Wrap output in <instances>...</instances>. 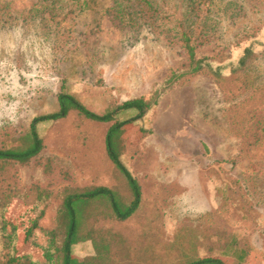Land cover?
Masks as SVG:
<instances>
[{"label":"rangeland","instance_id":"obj_1","mask_svg":"<svg viewBox=\"0 0 264 264\" xmlns=\"http://www.w3.org/2000/svg\"><path fill=\"white\" fill-rule=\"evenodd\" d=\"M10 1L25 6L29 0L0 4ZM166 1L167 9L186 13L187 0ZM99 4L93 13L76 17L72 30L55 44L38 24L0 23V130L17 121L29 125L34 117L57 111L64 83L88 108L103 113L125 100L150 95L186 65L179 43L157 38L148 27L121 25L110 13L111 0ZM206 8L207 34L198 56L229 76L250 49L249 90L226 93L208 73L188 77L171 89H160L158 104L118 135L128 145H139L132 173L151 196L148 204L162 206L170 237L182 224L202 227L211 211H217V220L226 225L238 221L252 239L247 264H264V128L254 133L264 125V0H209ZM135 114L128 111L119 118ZM109 126L76 114L42 123L39 132L46 146L41 153L29 164L0 172V264L14 253L4 247V221L10 222L7 232L11 224L17 227V254L44 260L43 251L25 237L37 214L36 185L58 198L66 189L102 180L101 172L110 183L112 175L103 171ZM258 135L263 137L255 141ZM48 163L50 171L45 170ZM244 202L245 206L239 204ZM52 221L47 214L43 227ZM136 225L134 220L127 224ZM38 237L43 241L42 233ZM149 238L161 241L162 236ZM126 246L125 242L123 249ZM73 251L80 262L96 254L92 241L75 245Z\"/></svg>","mask_w":264,"mask_h":264},{"label":"trees","instance_id":"obj_2","mask_svg":"<svg viewBox=\"0 0 264 264\" xmlns=\"http://www.w3.org/2000/svg\"><path fill=\"white\" fill-rule=\"evenodd\" d=\"M111 1L110 13L121 25L137 29L148 27L157 38L179 43L187 63L182 69L174 71L165 85L150 95L125 100L103 113L88 108L75 93L68 91L64 83L57 95V111L34 117L29 125H18L21 121H17L13 127L6 125L1 128L0 172L6 169L8 173L11 170L9 167L29 164L45 148L46 139L39 132L42 123L60 122L76 114L90 122L110 124L104 139L103 171L109 170L112 175V180L106 184L101 172L102 180L92 181L76 190L66 189L58 198L42 189L41 185H36L37 214L26 228L25 237L43 251L44 260L36 262L27 255L17 254V227L11 224V231L7 232L10 222L4 221V247L14 253L10 252L2 264H226L223 257L233 258L235 264H247L252 239L245 229L239 228L238 221L226 225L217 220V211H211L202 227L182 224L174 237L167 234L162 206H148L151 196L146 195L143 182L132 173V160L141 152L139 145H128L118 132L128 124L137 123L158 104L162 94L160 89H171L194 75L211 74L226 93L243 94L253 81L247 69L253 52L247 49L240 68L233 69L229 76L214 70L207 58L198 56L199 47L204 43L203 37L207 34L206 7L209 0H187L186 13L167 9L166 0ZM26 3L25 6L14 1L0 4V23L38 24L41 33L53 39L55 44L72 30L76 17L96 11L100 0H29ZM14 70L18 74L17 69ZM250 90H254L253 87ZM128 111H135L136 114L130 118H119L120 114ZM260 128H264L262 123L254 128V133L257 134ZM262 137L258 135L255 141ZM51 168L49 163L45 166L46 171ZM239 204L245 206L247 203ZM47 214L53 219L48 228L42 225ZM131 220L137 224L133 228L127 226ZM40 233L43 241H39ZM129 235L134 239L131 247L128 244ZM152 235L162 236L161 241L149 238ZM89 241L95 244L96 254L86 256L80 262L73 247ZM125 242L127 246L123 249ZM140 242L144 247H140Z\"/></svg>","mask_w":264,"mask_h":264},{"label":"crops","instance_id":"obj_3","mask_svg":"<svg viewBox=\"0 0 264 264\" xmlns=\"http://www.w3.org/2000/svg\"><path fill=\"white\" fill-rule=\"evenodd\" d=\"M144 200H145V198L143 199V202H144ZM147 204H148V202H147ZM148 206H150L149 204H148ZM155 206H156V204H155ZM143 208L141 207V209L140 210H142Z\"/></svg>","mask_w":264,"mask_h":264}]
</instances>
